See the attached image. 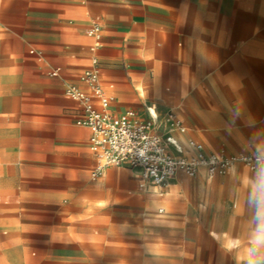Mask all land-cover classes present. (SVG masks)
Masks as SVG:
<instances>
[{"label":"rangeland","instance_id":"374dc122","mask_svg":"<svg viewBox=\"0 0 264 264\" xmlns=\"http://www.w3.org/2000/svg\"><path fill=\"white\" fill-rule=\"evenodd\" d=\"M207 10L187 6L186 0H165L159 7L158 0H114L102 11H89L100 19L86 18L84 32L95 22L115 33L111 49L103 38L102 50L117 56L127 81L134 74L139 77L146 96L139 97L136 92V109L155 106L161 117L170 110L187 114L194 87L184 84L172 95L171 84L177 77L183 83L193 78L194 64L189 60L193 52L180 49L177 59L169 33L188 26L201 29L203 24L188 20ZM158 31L162 32L160 38ZM4 41L0 40V114H18L20 108L61 114L58 99L44 106L40 102L26 104L29 100L42 101L44 93H24L17 87L2 54ZM184 41L180 39V43ZM11 42L22 57L21 45ZM20 66L26 74L27 61ZM160 83L165 85L158 93ZM197 88L208 93L201 83ZM200 98L189 106L201 109ZM236 106L241 107L242 114H250L242 111L250 108V103ZM67 111L77 114L69 105ZM175 136L183 149L191 147L193 151L185 152L188 155L194 154L190 138L204 141L211 151L224 147L187 128L183 133L176 131ZM228 137L232 141L237 138ZM238 146L236 142L224 152L264 153L259 144L249 142L242 149ZM95 167L92 163L87 174L74 182L49 184L52 196L48 198H6L0 194V264H264V166L249 170L239 164L233 172L212 179L205 170L195 177L181 173L164 196L156 194L134 168L108 166L93 178Z\"/></svg>","mask_w":264,"mask_h":264},{"label":"crops","instance_id":"0c3cea01","mask_svg":"<svg viewBox=\"0 0 264 264\" xmlns=\"http://www.w3.org/2000/svg\"><path fill=\"white\" fill-rule=\"evenodd\" d=\"M193 1L186 0V5L208 8L188 20L190 24H203L201 29L188 26L183 31H171L169 37L174 40L171 45L177 59L180 49L193 52L189 60L194 64L195 75L187 83L177 77L171 86L172 95L178 94L184 84L194 87L193 96L188 93V104L199 102L201 96L202 106L197 109L188 105L187 114L170 111L177 119L186 120L187 124L181 120L185 130L224 146L211 151L204 141L190 138V144L200 143L207 151H225L236 142L240 149L249 142L264 148V0ZM113 4L114 0H0V40H5L2 54L11 66L8 70L24 93H44L42 101L29 100L26 104L40 102L44 106L51 99H58L63 108L61 114H49V109L40 113L22 108L18 114H0V194L6 198L51 197L49 184L74 182L87 174L92 163L97 165L89 148L90 131L76 124L83 115L82 107L64 94L68 85L86 89L81 76L91 66L93 57L98 59L101 81L112 97L114 110L136 109V92L139 97L146 96L139 77L134 74L127 81L118 67L117 56L108 52L115 34L111 28L100 24L104 37L95 51L92 48L97 42L87 33L95 22L84 32L86 18L100 19L98 14L90 15L91 9L97 13ZM164 4L165 0H158V7ZM160 37L162 32L158 31ZM103 38L108 49L102 50ZM180 39L186 41L180 43ZM11 40L21 45L22 57ZM25 61L26 74L20 66ZM54 69H60V74L53 76ZM198 81L208 93L197 88ZM163 85L158 84V93ZM141 88L144 94L139 92ZM47 89L53 93H45ZM19 99L21 105L22 96ZM239 103H250V108H242L250 114H242L241 107L236 106ZM68 105L77 114H68ZM146 107L151 106L137 110L145 112ZM236 118L247 120L234 121ZM229 135L237 136L236 141ZM173 136L183 149L175 132ZM184 149V153L193 151L191 147Z\"/></svg>","mask_w":264,"mask_h":264},{"label":"built area","instance_id":"2783aa9c","mask_svg":"<svg viewBox=\"0 0 264 264\" xmlns=\"http://www.w3.org/2000/svg\"><path fill=\"white\" fill-rule=\"evenodd\" d=\"M87 33L97 42L92 48L95 51L102 39V26L94 23ZM51 74L59 75L60 69L52 70ZM81 80L86 89L68 85L64 94L82 107L83 115L76 124L90 131L89 148L97 161L91 175L93 178L108 166H128L136 169L156 194L164 196L171 182L181 173L195 177L205 170L212 179L233 172L239 164L249 170L264 166L262 152H207L202 144L192 142L194 154L184 153L173 141V133L184 132L185 126L172 111L161 117L154 115L151 107H146L145 112L133 108L114 110L112 97L103 87L96 57H93Z\"/></svg>","mask_w":264,"mask_h":264},{"label":"bare ground","instance_id":"6f19581e","mask_svg":"<svg viewBox=\"0 0 264 264\" xmlns=\"http://www.w3.org/2000/svg\"><path fill=\"white\" fill-rule=\"evenodd\" d=\"M141 94H144V90L141 88L140 91H139ZM151 111L154 115H158V112L157 110L154 108V107H151ZM173 141L175 142V144L178 146V144L176 143V141L174 140L173 138ZM179 147V146H178ZM181 148V147H180Z\"/></svg>","mask_w":264,"mask_h":264}]
</instances>
